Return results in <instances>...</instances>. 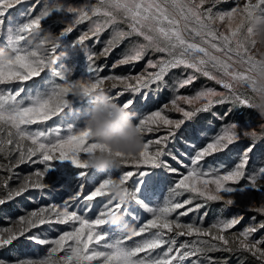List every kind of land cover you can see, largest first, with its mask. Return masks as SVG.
<instances>
[{"label":"snow or ice","instance_id":"obj_1","mask_svg":"<svg viewBox=\"0 0 264 264\" xmlns=\"http://www.w3.org/2000/svg\"><path fill=\"white\" fill-rule=\"evenodd\" d=\"M25 3L29 0H0V35L5 37L6 47L15 53L13 59L0 62V153L8 156L18 153L16 165L38 162L43 169L24 175L16 187L0 181V264H228L226 259L208 255L216 251L247 252L264 264V238L252 239L255 233L264 230V221L229 235L228 231L241 223L242 216L220 218L205 228L203 220L207 211L202 213L210 202L250 208L253 193H257L262 202L255 210L264 215V184L260 183L264 180V148L259 144L264 139V124L259 126V133L252 127L251 119L243 115L244 109H251L250 99L238 90L240 85L250 88L249 73L256 65L248 40L251 30L238 21L250 15L254 7L264 12V0H244L242 4L235 0L230 10H215L218 4L229 0H97L91 6L56 0L33 16L40 3L35 0L21 12L24 22L16 24L9 20L5 28L9 10ZM49 19L54 23L67 21V26L58 32L50 29L60 37L58 43L49 47L51 55L64 46L75 25L91 22L86 31L68 43L64 52L68 59L80 53L85 41L96 37L99 43V36L110 30L101 51L86 54V78L71 81L72 69L68 65L53 72L51 79L42 77L45 57L32 50L28 41L29 37L39 40L43 36L37 30ZM218 22L224 31L219 30ZM133 37L139 39L133 40L113 68L134 65L149 52L160 55L149 58L136 75L101 76L102 68L95 65L97 57H107ZM25 41L27 44L22 45ZM175 69H183L184 73L173 80L170 104L150 113L139 110L134 114L137 98L146 105L153 94L169 87L166 77ZM197 74L215 81L226 91L202 88L194 95L177 94L180 89L193 85ZM106 81L113 88L123 85V90L112 97L137 121L143 137L142 150L127 158L124 165L134 164L137 169L146 166L152 171H125L118 178L109 174L99 181L89 180L85 159L97 150H104V146L91 142L88 131L78 120H72L66 128L33 130L30 127L61 118L67 109L68 97H74L75 90L87 93ZM126 92L131 93V98L119 103V97ZM181 102L190 107H182ZM224 104L232 107L225 112L213 110ZM168 111L180 113L181 118L171 119L166 114ZM201 114L207 119L197 123ZM229 116L232 119L228 123H222L215 134L208 135L214 121L223 122ZM161 131L164 135L144 141L145 133ZM181 132L184 135L179 137V143L183 149H169V144L177 143ZM245 139L249 143L239 151L238 160L231 168L223 163L204 167L207 158L230 153ZM201 140L205 143L198 145ZM255 151L260 152L261 163L248 174L247 183L241 184ZM165 156L179 167H173ZM52 160L70 161L79 170L78 186L66 199L61 197L59 204L32 210L10 207V202L25 197L30 190L43 192L49 188L44 178L48 175V162ZM181 168L185 171L181 172ZM156 170H163L166 176L178 175L179 179L174 181L171 195L162 205L150 206L158 187ZM134 175L137 177L136 207L129 208L111 200L108 186L114 182L126 184ZM185 193L189 194L186 199H178ZM96 203L100 205L97 215L88 218L85 214ZM140 210L151 214V218L142 222ZM112 211H119L139 224L134 235L129 237L121 229L117 238L108 242L109 234L101 226L105 225L106 214ZM189 214H195L198 220L182 222L181 217ZM5 223L11 226H3ZM64 225L70 230L57 228ZM52 232L57 235L52 236ZM182 236L193 239L178 243ZM19 248L32 251L22 254ZM41 249L43 255L39 254Z\"/></svg>","mask_w":264,"mask_h":264},{"label":"rangeland","instance_id":"obj_2","mask_svg":"<svg viewBox=\"0 0 264 264\" xmlns=\"http://www.w3.org/2000/svg\"><path fill=\"white\" fill-rule=\"evenodd\" d=\"M53 2H56V0H40V3L36 5L35 12L32 14L35 16L38 14L43 7H45L48 4H51ZM59 2L76 5V6H91L95 5L97 3V0H59ZM241 4L244 2V0H240ZM35 3V0H29V3L21 4L19 6L14 7L13 9H10L8 14L5 16V28L8 27V21L12 20L14 23L19 24L24 22L23 17H21V12L23 10H26L30 4ZM235 6V0H229V3H221L216 6L215 10H230L231 7ZM205 7H208V5H205ZM68 20H71V16L69 15ZM91 22L85 21L83 23H80L78 25H75L74 30L67 36L66 40L64 41V46L60 48L55 55H61L67 50L68 43L78 38V36L83 32L86 31L90 27ZM67 26V21L62 23H54L52 19L47 20L46 22H42L41 29H39V33L43 35L46 31L52 30L54 32H58L61 28ZM219 30L224 31L225 28L223 25H219ZM121 27H125L124 25H121ZM110 30L103 32L99 36V43L96 42V37H92L91 39L85 41L84 45L80 49V53H77L74 57L68 59L62 58L60 62L55 65V68L58 70H61L62 65H68L72 72L69 75V79L71 81L79 80L82 78H86V67H87V61H86V54L95 52L99 53L101 49L104 47V42L109 38ZM29 39H32L29 37ZM139 39L137 37H133L130 39L125 40L123 43L120 44L119 47L114 49L110 55L107 57L105 56H98L95 60V65L99 68H102V72L100 73L101 76H107L110 74L115 75H136L140 73L149 58L155 59L158 55V53L154 54L149 52L147 56L138 63H135L134 65H123L116 68H113L114 62L121 57V55L125 52L126 49L129 48L133 40ZM22 45L27 44V41L21 42ZM250 46V45H249ZM0 48L8 50L9 48L6 47V39L3 35H0ZM149 71H153L152 69H149ZM191 72V70H188ZM184 73L183 69H175L172 70L169 75L166 77V80L168 82L169 87L165 88L161 93L159 94H153L151 100L145 105L142 100L138 97L136 101L135 108L133 109V113L136 114L139 110H142L144 113H150L151 111L158 110L160 107H162L164 104H170V100L173 97V92L171 90V86L173 84V80L175 77L181 76V74ZM42 77L44 79H51L53 77V71L50 69H45V72L42 74ZM197 79L193 83V85L188 86L184 89H180L177 94L179 95H194L197 90H200L202 88H213L218 92H224L221 85H218L215 83V81L208 79L207 77H204L200 74H197ZM38 82V81H37ZM57 82L58 78H57ZM31 83V82H29ZM109 83L108 91L110 95L113 97H116V94L121 92L123 90V85L117 84L115 88L112 87L111 82ZM155 87V86H153ZM238 90L240 93H242L245 97L250 98L251 90L245 85L238 86ZM129 98H131V93H124V95L119 97V103H123L127 101ZM69 100H73L74 97L69 95ZM116 102V101H115ZM88 106H73L74 109L77 108L79 111H75L73 113H69L68 109L65 110V113L61 114V118L57 119L54 118L53 121H48L45 124L40 125H32L30 126L33 130L35 129H46L50 127L59 126L61 128H66L67 124L72 122V120H78L79 125L82 127V119L83 114L85 111L90 107L89 103L87 102ZM181 106L185 107L186 109L189 108V105H185L181 102ZM232 107L231 104H224V105H218L214 107V111L216 112H225L228 110V108ZM166 114L171 119H180L181 114L177 113L175 111H168ZM243 115L245 117H249L252 122V127L255 128V130L259 133L260 132V125L264 124V120H261L260 117L257 115L255 111L252 109H244ZM207 119L206 115L201 114L197 123H200L201 121ZM232 117L229 116L228 119H226L223 122L220 121H214L212 127L208 129V135L215 134L222 126L223 124L228 123L229 120H231ZM136 123L137 121L134 120ZM251 130V128H250ZM164 135V133L158 132V133H145L144 134V141L153 140L156 139L159 136ZM184 135V132H181L178 134V140L175 144H169V149L175 150L176 148H182L183 146L179 143V137H182ZM205 143V141L201 140L198 141V145H202ZM249 140L245 139L242 140V142L238 145H236L232 152L227 154H216L213 157L207 158V160L204 162V167L207 168L209 165H215L219 163L225 164L228 168H231L238 160V153L240 150H242L243 146L248 144ZM259 144L262 148H264V139H261L259 141ZM11 147V146H9ZM18 156V153H12L11 156H8L4 153H0V181L6 182V186L8 187H16L22 177L24 175H32L36 171H40L43 169V165L37 163H26L23 165H16L15 160ZM33 160H36L37 158L33 157ZM165 160H167L170 164H172L173 167H179L174 161H172L169 157L165 156ZM188 161L185 160V163ZM261 163V157L260 152L255 151L251 155V159L249 164L247 165L246 174L241 179L240 183L244 184L248 181V174L253 173L259 164ZM49 164V171L47 177L44 178L45 182L49 184V188L47 189L49 191V195L44 200L39 199V195L41 194V190H30L28 193L25 194V197L23 198H17L14 202H10V207L12 208H26L28 210L35 209L39 206H48L53 203H62L61 197L67 198V195L69 192L74 190L78 186V172L79 170L76 169L70 161H60V160H52L48 162ZM138 170H148L152 171L151 169H147L146 166H140L139 169L134 164L129 165H123L119 170H113L109 173H101L97 172L95 170H89L88 172V178L92 181H99L100 179L106 177L107 175L111 174L114 178H118L123 172L125 171H133L134 173ZM181 172H184L185 170L183 168L180 169ZM157 175L159 177L157 184V191L156 196L153 198L150 206H157V204L162 205L164 200L169 198L170 188L174 187V181L179 179L178 175H171L166 176L163 172V170H156ZM260 183L264 184V180L260 181ZM126 186L132 190L135 191L137 186V177L134 175L128 182H126ZM2 191V189H0ZM30 193H32L30 195ZM189 194L185 193L184 196L179 197L178 199L183 200L186 199ZM254 202L249 207L245 206H237V207H227L222 202H210L207 206V208L203 211H207V216L203 220V226L205 228L209 227L213 222H215L217 219L220 218H232L234 216H242L243 220L241 223L237 224L234 228L230 229L227 234H235L239 233L241 230H243L246 226L250 224H258L261 221H264V215L258 213L255 209L258 208L261 205L262 198L257 193H253ZM103 198H97V200H101ZM24 200V202H23ZM32 200L35 201V203L31 202ZM199 202V201H197ZM100 205L98 203L95 204L93 209L86 213L85 215L88 218H95V216L98 213ZM129 208L136 207L134 202L131 203ZM201 213V214H202ZM22 214V213H21ZM140 216L142 222H146L147 219L151 218V214L144 212L143 210H140ZM129 223L135 224L136 227L139 226V224L131 219V217L126 216ZM254 218V219H253ZM193 219L198 220V216L195 214H189L186 217H181V221L184 223L191 222ZM3 226H11L10 224L5 223ZM60 230H70L69 226H57ZM101 230L104 231V233L109 234V240L108 242H112V240H115L119 233L112 227H109L107 225L101 226ZM52 236L57 235V232H52ZM264 238V230H260L257 233H255L252 237L253 240ZM134 239L139 240L141 237H135ZM193 237H179L178 243H182L185 240H192ZM128 244H131L132 241H127ZM19 251L23 253H31V249L28 248H19ZM221 251L211 252L208 253L209 256L214 258H219L221 256ZM40 255H43V249H41ZM62 255V254H61ZM251 257H253L251 255ZM254 258V257H253ZM255 259V264H260V261L257 258Z\"/></svg>","mask_w":264,"mask_h":264},{"label":"clouds","instance_id":"obj_3","mask_svg":"<svg viewBox=\"0 0 264 264\" xmlns=\"http://www.w3.org/2000/svg\"><path fill=\"white\" fill-rule=\"evenodd\" d=\"M238 22H242L246 29L251 30L248 40L256 65L249 73L251 88L249 99L251 109L261 120H264V12L254 7L250 15ZM59 39L57 34L48 30L39 40L28 41L32 50L45 57V67L53 72L58 71L55 65L62 58H67L65 53L49 54V47L58 43ZM14 55L11 49L0 48V62L13 59ZM64 67L67 68V65ZM108 88L109 83L104 82L87 93H81L77 89L73 93L74 99L66 102L70 114L79 111L73 108L75 102H88L90 105L83 114L82 127L88 131L89 140L103 145L104 150H97L87 155L85 163L89 170L101 173L119 170L127 158L138 155L143 148V137L137 124L131 114L115 102ZM117 153L120 156H117ZM107 192L111 200L122 206H129L135 200L134 191L130 190L126 184L114 182L108 186ZM104 223L117 232L123 229L129 237L137 231L136 225L129 223L127 217L119 211L107 213Z\"/></svg>","mask_w":264,"mask_h":264},{"label":"trees","instance_id":"obj_4","mask_svg":"<svg viewBox=\"0 0 264 264\" xmlns=\"http://www.w3.org/2000/svg\"><path fill=\"white\" fill-rule=\"evenodd\" d=\"M73 106H88L87 102H75ZM77 109V108H76ZM32 193H30L31 195ZM49 195L48 190H44L39 195L40 200H44ZM24 202V200H23ZM219 258L226 259L228 264H255V259L247 252L234 251V252H223Z\"/></svg>","mask_w":264,"mask_h":264}]
</instances>
